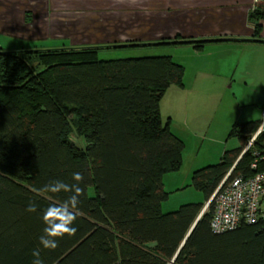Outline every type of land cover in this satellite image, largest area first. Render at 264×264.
I'll use <instances>...</instances> for the list:
<instances>
[{
  "label": "trees",
  "instance_id": "obj_1",
  "mask_svg": "<svg viewBox=\"0 0 264 264\" xmlns=\"http://www.w3.org/2000/svg\"><path fill=\"white\" fill-rule=\"evenodd\" d=\"M249 19L260 42L264 8L255 7ZM231 40L19 51L0 47V264H32L37 248L44 264H170L260 121L235 123L229 137H237L240 147L193 173L191 186L204 194L206 203L164 212L170 197L164 177L181 169L186 146L164 120L161 102L171 86H183L184 67L171 56L99 55L167 45L201 49ZM75 131L84 147L72 141ZM263 141L264 134L242 156L231 178L255 174L251 164ZM74 172L84 177L73 225L77 231L59 238L56 249H43V210L70 193L36 190L54 179L72 184ZM30 200L37 211H26ZM214 209L213 200L174 264H264L261 225L215 233Z\"/></svg>",
  "mask_w": 264,
  "mask_h": 264
},
{
  "label": "crops",
  "instance_id": "obj_2",
  "mask_svg": "<svg viewBox=\"0 0 264 264\" xmlns=\"http://www.w3.org/2000/svg\"><path fill=\"white\" fill-rule=\"evenodd\" d=\"M255 1L0 0V37L12 39L21 46L20 50L31 49V46L48 50L234 39L209 43L201 49L191 45H167L101 52L113 59L123 58L117 57L122 52L142 50L150 51L147 56H171L184 67L185 73L183 86H171L161 102L165 121H169L171 130L186 147V142L192 139L219 142L215 152L225 153L239 146L220 148L222 132L229 136L235 123L260 121L264 111V91L262 97L259 93L264 89V20L260 22L262 30L258 42L255 24L249 19L255 7L264 8V3L256 5ZM238 82L244 87L257 84L261 87L244 99L249 100L248 103H243L256 109L245 121L237 117L232 124L228 114L221 116V112L226 108L227 93ZM209 165L213 164L206 166ZM201 168L202 165L191 166L188 176ZM188 179L173 174L166 181L172 180L170 185L188 186ZM201 202L206 203L205 199Z\"/></svg>",
  "mask_w": 264,
  "mask_h": 264
},
{
  "label": "rangeland",
  "instance_id": "obj_3",
  "mask_svg": "<svg viewBox=\"0 0 264 264\" xmlns=\"http://www.w3.org/2000/svg\"><path fill=\"white\" fill-rule=\"evenodd\" d=\"M11 41V43H9ZM0 45L4 48L6 51H19L21 46H19L17 43L12 41V39L6 38V37H0ZM34 48V46H31ZM26 49V48H25ZM29 49V48H28ZM150 51L142 50V51H136V53L128 51L125 53H120V56L117 57H123V58H130V57H143L150 55ZM106 53H100V59H113L111 56L105 55ZM259 87H261L259 84L256 86H246L244 87L240 82H238L235 86V88L232 90H229L227 93V103L226 108L223 109L221 112V116H224L228 114V118L232 119V124L237 121V117L239 121L243 122L245 121L249 116L250 113L253 112L256 107L253 106H245L243 103H248L249 100H244L246 97H249L253 95L254 91L257 90ZM264 89H260L259 93L261 94L260 97L263 96ZM164 105V109H165ZM165 113L167 115V111L165 110ZM243 114V116H241ZM249 114V115H248ZM164 120H166V116H164ZM232 127V126H231ZM231 129V128H230ZM229 129V130H230ZM229 133V132H228ZM72 141L78 144L81 147L85 146V143L81 137H79L76 133V131L71 135ZM222 148L229 147H240L241 142L236 137H230L228 134L222 132V137H220ZM187 143V147L185 148L184 152V164L181 168V170L177 173H170L165 177L164 180V188L166 191L170 192L169 199L163 203V211L164 212H171L177 210L181 205L186 203H196L204 201L205 197L204 194L200 191L196 190L194 187L189 186L192 180V174L189 175V168L193 165H202V167L208 165V164H216L219 163L220 158L224 152H215L219 146V142L213 143L211 141H200V140H189ZM210 151V152H209ZM197 167V166H194ZM173 174H179L181 179H185V177H189L188 179V186H177V184L172 183L170 185V182H167V178H170V176H173ZM176 176V175H175ZM166 181V182H165ZM166 183V185H165ZM90 195H94V190L91 188L89 191Z\"/></svg>",
  "mask_w": 264,
  "mask_h": 264
},
{
  "label": "built area",
  "instance_id": "obj_4",
  "mask_svg": "<svg viewBox=\"0 0 264 264\" xmlns=\"http://www.w3.org/2000/svg\"><path fill=\"white\" fill-rule=\"evenodd\" d=\"M264 3L256 0L255 4ZM264 134V111L258 130L245 151L249 150L260 135ZM246 153V152H245ZM251 164L252 176L238 174L226 177L215 196V209L211 222L215 233L235 230L243 224L261 225L264 229V141L260 150L254 152Z\"/></svg>",
  "mask_w": 264,
  "mask_h": 264
},
{
  "label": "clouds",
  "instance_id": "obj_5",
  "mask_svg": "<svg viewBox=\"0 0 264 264\" xmlns=\"http://www.w3.org/2000/svg\"><path fill=\"white\" fill-rule=\"evenodd\" d=\"M72 179L74 181L72 184L61 179L49 180L43 187L36 190L49 194L70 193L63 201L52 202L43 210L41 219L45 227L39 237V244L43 249H56L59 238H63L65 235L72 236L77 231L73 225L77 219L76 210L80 204V197L84 194V189L80 186L84 177L82 173L74 172ZM37 208L36 202L30 200L26 211L35 212ZM32 255L34 257L32 264H44L40 257V248L33 250Z\"/></svg>",
  "mask_w": 264,
  "mask_h": 264
},
{
  "label": "water",
  "instance_id": "obj_6",
  "mask_svg": "<svg viewBox=\"0 0 264 264\" xmlns=\"http://www.w3.org/2000/svg\"><path fill=\"white\" fill-rule=\"evenodd\" d=\"M245 152L246 151H244L243 152V154L241 155V157L239 158V160L237 161V163L235 164V166L233 167V169L231 170V172L228 174V176L227 177H229L231 174H232V172L234 171V169H235V167H236V165L238 164V162L241 160V158H242V156L245 154ZM227 179V178H226ZM220 189V188H219ZM218 189V190H219ZM217 190V191H218ZM217 191L215 192V194L212 196V198L210 199V201L205 205V207H204V209H203V211H202V213H201V215L199 216V218H198V220L196 221V223L199 221V219L202 217V215L208 210V208H209V206H210V204L212 203V201L215 199V196H216V193H217ZM196 223L194 224V226L192 227V229L190 230V232L188 233V235H187V237H186V239H185V241L183 242V244L180 246V248H179V250H178V252L176 253V255H175V257H174V259L171 261V263L170 264H174V262H175V260L177 259V257L179 256V254H180V252H181V250H182V248L184 247V245H185V243H186V241H187V239L189 238V236L191 235V233H192V231H193V229H194V227L196 226Z\"/></svg>",
  "mask_w": 264,
  "mask_h": 264
}]
</instances>
